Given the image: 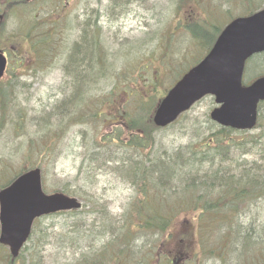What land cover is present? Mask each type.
<instances>
[{"label":"rangeland","instance_id":"374dc122","mask_svg":"<svg viewBox=\"0 0 264 264\" xmlns=\"http://www.w3.org/2000/svg\"><path fill=\"white\" fill-rule=\"evenodd\" d=\"M11 1L14 6L6 16L9 0H0V49L11 53L8 72L0 82L4 93L0 94V186L20 171L42 164L44 188L49 193L63 188L75 192L79 196L72 197L82 204L79 211L36 221L19 263L248 264L246 255L241 256L245 263L239 256L246 240H260L264 199H247V204L238 208L233 224H220L208 231L204 235L206 253L201 251L196 260L191 251L202 229L196 220L186 223L188 230L183 228L184 215L166 230L169 243L160 232L146 229L131 228L126 237L130 224L123 222V214L136 208L140 188L115 171L112 165H121L116 159L123 151L103 136L111 134L116 143L127 141L125 123L133 119L143 122L151 116L160 96L201 54L197 40L186 32L187 23L200 18V23L223 27L231 17L246 15L249 5L263 8L264 0H196L190 2L192 6L182 5L180 0H101L100 5L98 0H27L18 6L17 0ZM113 1L117 7L111 8ZM87 6L89 12L85 11ZM97 14L100 18L94 26ZM53 17L59 20L56 31L48 25ZM66 19L71 22L68 28ZM82 29L88 64L84 77L75 85L66 70L68 56L81 41ZM27 31L32 33L30 39ZM30 41L40 42L45 52L52 47L49 58H37ZM96 58L104 62L103 68L102 63L96 64ZM252 67L244 74L247 82L263 69L261 65ZM74 86H78L77 92ZM154 95L158 98L155 104ZM69 98L80 104L81 112H74L70 103L63 104ZM214 108V99L205 97L172 127L156 131L150 149H139L137 158H132L176 159L200 150L218 128L209 119ZM232 137L247 141L259 138L261 148L236 151L232 158L264 167V112L258 128ZM40 139L51 146L49 155L35 148ZM200 168L194 165L192 172ZM201 176L198 173V178ZM175 182L180 181H171L174 186ZM193 195L188 193L185 200L190 201ZM195 214H189L188 219ZM251 221L259 229L243 228ZM185 232L190 239L177 241ZM179 253L185 259L175 262Z\"/></svg>","mask_w":264,"mask_h":264},{"label":"trees","instance_id":"16d2710c","mask_svg":"<svg viewBox=\"0 0 264 264\" xmlns=\"http://www.w3.org/2000/svg\"><path fill=\"white\" fill-rule=\"evenodd\" d=\"M25 1L27 0H17L15 4L16 6L21 5L22 3L27 4L25 3ZM180 1L182 2V5L188 3L187 5L192 6L193 4L190 2L196 0ZM251 1L252 0H250L249 3H251ZM98 2L100 5L101 0H98ZM7 6L8 7H6L5 9L6 16L7 13H11L14 4L11 0H9ZM114 7H117V3L113 1L111 4V8ZM88 8V6L85 8L86 12H89ZM256 8L259 9L261 8V6L249 5L246 10V15L252 14L255 10H257ZM99 16L100 15L98 14L95 16L92 25L97 26L95 21ZM232 18L233 17H231V19ZM68 21L69 19L64 20L67 28L69 26V23L71 24V22ZM51 22L52 24L48 22V25H50L52 29H55V31L59 29L58 18L56 19L53 17ZM184 27L187 30L186 32L190 33V35L195 40H197L198 45L202 50L201 54L197 56L198 59L197 57L193 59L194 63L190 65V67H192L211 49L217 36L222 30V25L216 26L215 24L208 23L206 21L200 23V18H196L195 21L187 23ZM37 28L38 27H36L35 29ZM85 30L83 31L82 29L83 34L81 37V41L79 45L77 43L75 44L77 45L76 48L74 47L72 52L68 56L69 58L67 70L65 68L66 72H68L70 77L73 78L75 85L77 83H80V79L84 77L86 68L84 66L86 63L88 64V58L84 59L86 54L84 51V47H86L85 39H87L86 35H84ZM25 34L29 39L32 36V33H30V31H27ZM20 35H22V33H20ZM29 46L30 48H33V51L37 55V58H41L44 60H47L49 58V53L52 50L51 47L48 48V52H45L44 47L42 48L40 42L36 43L30 41ZM97 63L102 62L98 61L96 58V64ZM103 64L104 62L102 63V68ZM252 65H261L263 68L262 70L257 72V74L259 75H257L256 78L264 75V55H256L250 58L246 65V72H251V70L253 69ZM81 68H83V74L82 72H80ZM189 68L183 71V73H185ZM251 75L253 74H250L249 78H251ZM77 88L78 86H74L75 92L78 91ZM0 94H4L3 89L1 88ZM73 95L76 94L73 93ZM156 97L157 95L153 96L154 104L158 99ZM65 103H70L74 112L77 110L81 112L82 108L80 107V104L78 106L77 102L73 103L72 99H67L63 104ZM72 110L67 115H70V118L72 113H74L72 112ZM263 112L264 102H261L258 106V122L256 128H258L260 120L263 119ZM185 114H183L182 116H184ZM44 122L48 127H51V123L49 120L44 119ZM125 124L126 131L129 135L127 141L124 142L121 140L120 143H116L114 139H112L111 134L103 136V140H111V144H117L119 148L122 149L121 151L123 152H121V156L118 157V154L116 155V157H118L116 160H118L121 165L113 164L112 166L117 173H120V175H123L125 178H129L131 182L137 186V188H140L139 191L141 193V198L136 201V208L133 207L132 210L128 212L127 209L123 214V218H125L123 222L128 221L130 224L126 237L129 235L131 228H133L134 231H137L138 229H146L152 232H160L162 235L161 237H164V241L166 243H169V237L166 233V230L174 225L179 216L182 217L184 215L185 221L183 222V228L188 230V227L185 226L186 223L196 220L198 227L202 229L201 236L195 239V250L191 251V254L193 255L192 258L196 260L200 257L201 251L203 255H205L206 253L208 247V245H206V242L208 241L206 240L204 235H206L208 231L212 230L220 224H233V222L236 221V217L238 216V208L240 206L246 205L247 199L257 201L264 199V167L259 165L258 163L256 164L255 162H252L251 164H247L246 162H239L238 157L232 158L233 156H235L234 152L236 151L238 154L239 152H243L246 148H248V150L251 148H257L258 146H260L261 148L262 142L261 140H259V138L251 137V139L247 141L244 138L236 140L232 137L233 134L244 135L245 133H247V131H236L230 128H223L218 126L215 132H213V134L208 138L206 144H204L198 151H191L189 155H178L176 159L169 158L167 160L155 157L149 160V158L147 157L143 160L137 159L136 161H134L132 157L137 156V151L139 149H150V147L148 146L154 143L153 134L161 128H157L156 126H154L152 122V115L145 119V121L143 122H140L137 119H133ZM125 124H122V126ZM174 124L170 126L172 127ZM170 126H168L167 128H169ZM118 136L119 135L117 134V137ZM44 142L45 141L43 140H41L40 143L37 142L35 148L39 149V151L43 152V154L49 155L51 152V146L49 144L45 145ZM103 150L104 148L101 149V151ZM256 152L258 154L260 153V151ZM98 153L99 152H96L95 155ZM41 165L37 164L35 166L41 168ZM194 165H198L201 168L199 170H194L195 172H192V167ZM188 173H191L193 175L187 176L186 174ZM198 173L203 174V176L198 178ZM171 181L180 182L179 184L175 182L174 186ZM161 189H167V191H162ZM60 192L69 196H79V194H76L75 192H71L73 193L71 194L65 188L60 190ZM188 193H194V195L189 198L190 201L185 200V197H187ZM150 203L153 204V207H150ZM171 205H173V208H171ZM176 209L179 210L176 211ZM191 213H196V216L195 218L188 219L189 214ZM253 224V221L248 222L247 226L243 228L248 227L251 231L254 229V227L259 229V225L254 226ZM209 226L211 227L209 228ZM260 226V235L258 236L260 240H246L243 247L244 252L240 253L239 256V258H242L241 256L246 255V257H248V264H264V226ZM197 233L200 234V231L197 230ZM163 234H165V236H163ZM180 237L181 238L177 241H183V238L187 237L188 239H190L189 237H191V235H189V233L187 235V232H185V235H181ZM178 255L181 256H176L174 259H176L177 257L178 258L175 260V262L181 260L182 258L185 259L182 254L179 253ZM242 261L244 262L243 258Z\"/></svg>","mask_w":264,"mask_h":264},{"label":"water","instance_id":"95a60500","mask_svg":"<svg viewBox=\"0 0 264 264\" xmlns=\"http://www.w3.org/2000/svg\"><path fill=\"white\" fill-rule=\"evenodd\" d=\"M260 53H264V9L234 19L223 29L209 53L160 101L152 118L154 125L167 127L209 95L217 105L210 112L214 123L234 130L254 128L258 104L264 101V77L245 86L243 73L246 61ZM5 68L6 58L0 53V79ZM80 207L76 198L45 194L40 169L27 171L0 191V243L17 257L35 219Z\"/></svg>","mask_w":264,"mask_h":264},{"label":"flooded vegetation","instance_id":"af4514ba","mask_svg":"<svg viewBox=\"0 0 264 264\" xmlns=\"http://www.w3.org/2000/svg\"><path fill=\"white\" fill-rule=\"evenodd\" d=\"M0 264H20L19 255L15 260L10 258L9 248L5 245L0 244Z\"/></svg>","mask_w":264,"mask_h":264}]
</instances>
